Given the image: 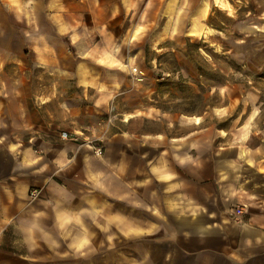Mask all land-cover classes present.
<instances>
[{
  "label": "crops",
  "instance_id": "1",
  "mask_svg": "<svg viewBox=\"0 0 264 264\" xmlns=\"http://www.w3.org/2000/svg\"><path fill=\"white\" fill-rule=\"evenodd\" d=\"M139 2L3 0L43 72L98 93L65 108L36 100L35 121L23 101L3 104L26 125L21 141L0 145V264H264V83L246 90L251 113L233 130L181 118L136 130L138 113L114 132L98 128L111 110L103 92L122 84ZM255 7L264 26V0ZM54 80L36 89L58 90ZM83 117L90 137L106 139L98 153L83 140Z\"/></svg>",
  "mask_w": 264,
  "mask_h": 264
},
{
  "label": "rangeland",
  "instance_id": "2",
  "mask_svg": "<svg viewBox=\"0 0 264 264\" xmlns=\"http://www.w3.org/2000/svg\"><path fill=\"white\" fill-rule=\"evenodd\" d=\"M203 1L207 11L192 24L198 0H180L176 8H171L167 0H153L148 6L140 0L132 17L136 31L124 50L130 55L123 59L122 84L116 90L103 92L109 95L111 110L102 117L99 129L114 132L127 113H138L139 117L129 124L136 130L150 126L158 129L164 119L176 118L233 130L250 115L245 92L250 86L264 83L260 72L264 66V26L259 23L261 10L255 7L259 0ZM37 20L41 22V18ZM22 28H26L24 21L16 19L0 0L1 146L21 141L20 135L25 131L22 125H26L15 114L18 108L14 103L9 101V106L4 107L8 100L23 101L33 112L29 120L35 121L36 100L59 99L65 108V103H91L96 96L92 91H75L43 72L34 54L27 51V43L21 40ZM52 79L58 90L36 89L38 84ZM261 114L264 115V108ZM83 118L80 123L89 134H85L88 137L84 142L93 149H102L106 139L90 137L93 130L86 127L90 124L88 118ZM60 119L57 122L61 123ZM69 123L60 131L73 132L71 126L77 122Z\"/></svg>",
  "mask_w": 264,
  "mask_h": 264
},
{
  "label": "built area",
  "instance_id": "3",
  "mask_svg": "<svg viewBox=\"0 0 264 264\" xmlns=\"http://www.w3.org/2000/svg\"><path fill=\"white\" fill-rule=\"evenodd\" d=\"M60 136H61V138H63V139H70V137H71V136L69 137L68 133L65 132V131L61 132ZM73 136H76V134L74 133ZM73 136H72V137H73ZM95 152L98 153V152H99V148H98ZM235 212L239 213L240 210H239V209H235Z\"/></svg>",
  "mask_w": 264,
  "mask_h": 264
}]
</instances>
